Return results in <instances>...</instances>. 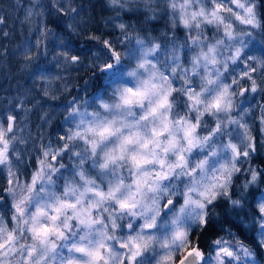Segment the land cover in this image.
Masks as SVG:
<instances>
[{"label":"snow or ice","instance_id":"6c2138e0","mask_svg":"<svg viewBox=\"0 0 264 264\" xmlns=\"http://www.w3.org/2000/svg\"><path fill=\"white\" fill-rule=\"evenodd\" d=\"M89 7L0 9V264H264V0Z\"/></svg>","mask_w":264,"mask_h":264},{"label":"trees","instance_id":"16d2710c","mask_svg":"<svg viewBox=\"0 0 264 264\" xmlns=\"http://www.w3.org/2000/svg\"><path fill=\"white\" fill-rule=\"evenodd\" d=\"M27 2H28V0H24V3L25 4ZM80 2L83 3L85 5V7H89L90 0H80ZM91 3H98V0H91ZM13 4H14V0H0V9H3V10L8 11V12H11L13 10L12 9V5ZM89 11H91L90 7H89ZM17 15L22 18V16H23L22 10L20 12H18ZM95 15L98 18H101V17L105 16L106 13H104L103 10H102V8L98 5L96 7V9H95ZM14 26L16 28H19V26H20L19 20H16L14 22ZM29 26L35 27L34 24L29 25L26 22L25 25H24L25 34H27V30H28ZM50 27H53L54 28L55 25L50 24ZM101 30L104 31V29H101ZM17 39H19V37H17ZM259 39H260V37L257 36L256 37V41H254L255 47L258 49V51H257L258 55L260 54V51H264V45H260L257 42ZM80 76L83 77L84 79H88V77L85 76L83 73H80ZM73 78L78 79L76 77V74L75 73L73 74ZM16 79H18V77L15 76L14 70H13V75L11 77H9V78H6L2 73H0V86H2L4 89L7 90L6 94H8V93H14ZM79 86H80L81 89L83 87H85V85L83 84V81L82 80L79 81ZM36 123H38V121L35 120V119H33V127L35 126ZM46 131L49 132V133H53L54 134L55 129L54 128H51V129H47Z\"/></svg>","mask_w":264,"mask_h":264},{"label":"rangeland","instance_id":"374dc122","mask_svg":"<svg viewBox=\"0 0 264 264\" xmlns=\"http://www.w3.org/2000/svg\"><path fill=\"white\" fill-rule=\"evenodd\" d=\"M258 55V53H256Z\"/></svg>","mask_w":264,"mask_h":264}]
</instances>
